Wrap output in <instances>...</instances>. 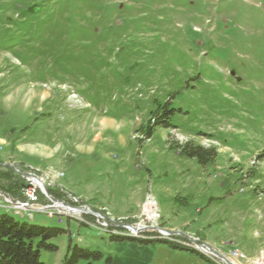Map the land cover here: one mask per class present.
<instances>
[{
    "label": "rangeland",
    "instance_id": "obj_1",
    "mask_svg": "<svg viewBox=\"0 0 264 264\" xmlns=\"http://www.w3.org/2000/svg\"><path fill=\"white\" fill-rule=\"evenodd\" d=\"M2 213L64 230L46 264L221 263L189 237L251 264L231 253L264 252V0H0Z\"/></svg>",
    "mask_w": 264,
    "mask_h": 264
},
{
    "label": "trees",
    "instance_id": "obj_2",
    "mask_svg": "<svg viewBox=\"0 0 264 264\" xmlns=\"http://www.w3.org/2000/svg\"><path fill=\"white\" fill-rule=\"evenodd\" d=\"M170 111V109L165 107L156 116L155 123L168 125L170 123ZM184 148L189 155L199 157L203 163L214 157L216 153L213 147L206 148L202 145L191 143H187ZM63 231V229L57 227H47L28 221H21L9 213L0 214V264H46L41 258L42 248L46 247L53 251L58 250L57 245L48 243V241ZM113 237L122 240V236L120 235H114ZM156 241L167 242L175 248L199 253L192 247L182 246L181 244H175L164 239H142V242ZM100 256L99 252H93L80 246L70 247L68 254L63 259V264H79L81 260H87L90 257L98 258ZM111 261H113V264H134L132 261L125 263L118 257L111 258Z\"/></svg>",
    "mask_w": 264,
    "mask_h": 264
},
{
    "label": "water",
    "instance_id": "obj_3",
    "mask_svg": "<svg viewBox=\"0 0 264 264\" xmlns=\"http://www.w3.org/2000/svg\"><path fill=\"white\" fill-rule=\"evenodd\" d=\"M30 174V173H29ZM34 177L36 178V179H39V180H41L42 181V179H40L39 178V176H37V175H34ZM42 189L45 191V193L48 195V196H50V194H49V192H48V189H47V186H46V184H45V182L44 181H42ZM51 197V196H50ZM54 201H57L56 199H54L53 197H51ZM52 208H55V209H57V208H64V210H67V211H70V212H74V211H72V209H81L82 210V213L83 212H86V213H90V214H93V215H96L97 217H101V218H104L105 220H107V218L106 217H104V216H102L101 215V213L99 212V211H95V210H93L92 208H90V211L89 210H86V209H84V208H80V207H75V206H72V205H70V204H67V206H65V207H60V206H52ZM122 225V224H121ZM124 227H126L127 229H131V230H135V229H137V230H140L141 228H139L138 226H135V225H127V224H124ZM143 228H146L145 226L143 227ZM151 228H156V229H158V230H160V232L162 233V234H168V235H175V234H178V233H180L181 234V232H179V231H173V230H168V229H164V228H160V227H151ZM187 239H189V240H191L192 242H194V243H196V245L197 246H199V247H201V248H205V250H206V252L207 253H209V254H211V255H213V256H215V257H217V258H220V259H222L226 264H235V263H233L232 261H230V259L227 257V256H225V255H223V254H221L219 251H216L209 243H203V242H201L198 238H187Z\"/></svg>",
    "mask_w": 264,
    "mask_h": 264
},
{
    "label": "built area",
    "instance_id": "obj_4",
    "mask_svg": "<svg viewBox=\"0 0 264 264\" xmlns=\"http://www.w3.org/2000/svg\"><path fill=\"white\" fill-rule=\"evenodd\" d=\"M172 240L177 242V243H180L179 239L172 238ZM187 245H189V244H187ZM201 249H204V248H201ZM231 254H232V258L239 259V260H246V261H249L251 264H264V252L262 250H261V253L257 257L253 258L252 260L248 259L246 254L241 252L238 249L233 250ZM222 262L223 261L221 260L220 264H223Z\"/></svg>",
    "mask_w": 264,
    "mask_h": 264
},
{
    "label": "bare ground",
    "instance_id": "obj_5",
    "mask_svg": "<svg viewBox=\"0 0 264 264\" xmlns=\"http://www.w3.org/2000/svg\"><path fill=\"white\" fill-rule=\"evenodd\" d=\"M47 102V101H46ZM2 113V112H1ZM67 123V122H66ZM65 125V124H64ZM63 127V126H62ZM74 149V148H73ZM36 183H38V185L42 186V181L39 179H36ZM44 181V180H43ZM60 204V203H59ZM75 213H82L81 209H72ZM157 216V213H153V212H149V217L151 218H155ZM143 225H140L139 227H142ZM137 230V229H135ZM141 230V229H140Z\"/></svg>",
    "mask_w": 264,
    "mask_h": 264
}]
</instances>
